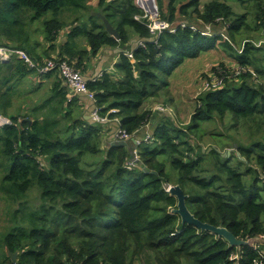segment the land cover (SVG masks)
<instances>
[{"label": "trees", "instance_id": "trees-1", "mask_svg": "<svg viewBox=\"0 0 264 264\" xmlns=\"http://www.w3.org/2000/svg\"><path fill=\"white\" fill-rule=\"evenodd\" d=\"M92 1L0 0V45L24 51L37 67L65 61L83 75L102 48L137 39L131 57L120 52L112 74L85 78L92 101L72 96L56 69L41 74L20 59L0 62V116L10 121L0 128V201L8 218L0 264H135L142 256L155 264H264V43L248 38L239 49L235 42L237 34L264 29V0H155L158 19L169 25L155 40L148 22L135 19L142 10L134 0ZM91 11L108 20L118 41ZM218 45L239 74L224 64L205 74L209 88L186 125L145 109L169 97L168 79L184 61ZM83 100L108 122L85 120ZM216 118L257 137L233 143L231 155L207 151L201 125ZM108 123L130 135L128 146H103ZM169 185L181 188L199 221L262 243L229 247L182 224L171 212ZM32 191L38 204L29 200ZM6 249L17 253L14 263Z\"/></svg>", "mask_w": 264, "mask_h": 264}, {"label": "rangeland", "instance_id": "rangeland-1", "mask_svg": "<svg viewBox=\"0 0 264 264\" xmlns=\"http://www.w3.org/2000/svg\"><path fill=\"white\" fill-rule=\"evenodd\" d=\"M135 1V0H134ZM155 2V0H154ZM97 1L94 0L91 2V6L95 7ZM156 3V2H155ZM252 4H246V6H250L249 10L252 8ZM157 6V5H156ZM233 10L237 14H241L245 12V9L239 5L233 4ZM158 10V9H157ZM248 20L252 21V16H248ZM218 29V28H217ZM132 30H129V33H132ZM213 34V33H212ZM247 38V39H246ZM257 45L260 46L264 43V29L260 31H253L250 33L242 32L235 36L236 47L239 49L242 48V45L245 41L250 40ZM130 43L120 45V50L129 49ZM95 57V56H94ZM94 57L89 58L86 63L87 66H93L92 59ZM112 60H109L104 67L106 70L111 64ZM220 64H224L223 66L230 70L231 72H236V75L239 74L240 69L235 68L233 66L234 60L227 55V53L218 45L214 50L201 54L196 59L186 60L183 64L177 68L172 76L168 79V91L169 97L163 100V97H159L154 100H150L146 102L144 105L145 109H149L152 111H163L164 113H168L173 117L178 125L184 126L190 121V116L195 109V102L198 95L205 92L209 86L207 87V82L205 79V74H210L212 68H216L221 70ZM113 70V66H111ZM218 70V71H219ZM51 81H45L42 86L43 91L47 90L48 85H50ZM218 82H216V85ZM41 93H44L41 91ZM40 96V95H39ZM83 113V110H82ZM91 113V112H90ZM167 115V114H165ZM85 116V115H83ZM91 120V118H90ZM111 126V123H108ZM232 122L227 121V118L220 119H212L208 122H205L201 125V131L203 132V137L201 141V145L206 147L207 151L211 148H215L217 150L221 149L219 152L224 155H231L234 152L233 143L238 144H248L253 138L257 137V135H252V130H249L248 127L237 124L234 130H228V127L232 126ZM228 145H230L228 147ZM233 145V147H232ZM104 146V145H103ZM202 150V149H201ZM228 152V153H227ZM206 169H209V165H205ZM170 186V185H169ZM168 186V187H169ZM167 187V189H168ZM36 191H32L30 193V202L32 204H38L39 200L36 197ZM6 206L4 202L0 201V233L4 230V228L8 225L7 216H5ZM2 250H0L1 253ZM135 264H155L154 259L150 256H142L140 260H135Z\"/></svg>", "mask_w": 264, "mask_h": 264}, {"label": "built area", "instance_id": "built-area-1", "mask_svg": "<svg viewBox=\"0 0 264 264\" xmlns=\"http://www.w3.org/2000/svg\"><path fill=\"white\" fill-rule=\"evenodd\" d=\"M151 1V6L148 5L147 0H135V5L142 10V14L135 17L136 20H143L145 19L148 24L147 28L149 30V34L153 36V40L157 38V36L165 30L169 29V25L165 21H161L158 19V10L156 3L154 0ZM147 6V7H146ZM142 44V42H139V45ZM128 57H131L130 54H127ZM11 59H20L24 61L30 68H37L38 72L41 74L48 73L49 71L56 69L60 75V77L63 79L65 84L69 87L71 90L72 96L76 94H83L87 96V98L93 100V94L88 91L87 89V80L85 77L77 70L74 69L73 66L69 65L67 62L62 61L58 63H54L51 60H47L45 64L41 67H37V65L29 58V56L20 49H15L9 46L0 45V62L5 63L10 61ZM95 78H91L92 81H94ZM214 84H216V79H213ZM70 100V98H69ZM99 109L94 107L91 110V113L89 117L92 121L97 123H106L108 122V118L106 116H100L99 115ZM116 122L117 119H114ZM117 123V122H116ZM10 121L0 116V128L6 125H9ZM148 134H146L143 137L142 141H147ZM113 138L114 140H123L126 141L130 138V135H128L125 131L117 128L113 132ZM141 142V138L135 137L134 139V145H139ZM138 160V153L137 150L134 149L132 151V158L131 161L135 163Z\"/></svg>", "mask_w": 264, "mask_h": 264}, {"label": "water", "instance_id": "water-1", "mask_svg": "<svg viewBox=\"0 0 264 264\" xmlns=\"http://www.w3.org/2000/svg\"><path fill=\"white\" fill-rule=\"evenodd\" d=\"M90 14L95 18H98L102 22L104 29L109 36L114 38L116 41L119 40V36L115 31V29L111 26L108 20L100 12L91 11ZM85 120H90V117L88 116V118L87 119L85 118ZM110 145L111 146L118 145V146L126 147L128 146V143L123 140H113L110 142ZM166 192H168L170 196L176 199L175 208L172 209L171 212L179 216L180 222L182 224L192 226L193 228H196L201 232H208L216 236L218 239L224 240L229 245V247H236V248H240L242 246L253 247L255 244L262 243V239L260 237H253L247 240H241L236 238L232 233H230L224 227H215L208 223L199 221L188 210L185 204L186 195L183 193V191L178 185L169 186L168 189H166ZM5 253L6 256L10 259V261L14 263L17 257V253H11L7 249L5 250Z\"/></svg>", "mask_w": 264, "mask_h": 264}, {"label": "crops", "instance_id": "crops-1", "mask_svg": "<svg viewBox=\"0 0 264 264\" xmlns=\"http://www.w3.org/2000/svg\"><path fill=\"white\" fill-rule=\"evenodd\" d=\"M136 37L132 36V39L130 41V48L129 49H124V53L128 54L129 51L132 50V48L135 46L136 44ZM120 52H122L120 50V47H115V48H102L96 55L95 57L92 59L93 61V66L91 67H87L86 73L83 74L85 78H95L98 77L99 74L103 71H106L108 73H113V70L111 68V66H113L117 60H118V56L120 54ZM111 61V64L109 65L108 69L106 70V68L104 67V65L109 61ZM91 106H90V102L88 100L84 101L83 100V115L84 118H88V116L90 115L91 112ZM110 126L109 124H107L105 127ZM148 127V126H147ZM117 127L111 125L110 126V132L106 131V133H103L102 135V144L103 145H107L108 143H110L113 140V131L116 130Z\"/></svg>", "mask_w": 264, "mask_h": 264}, {"label": "bare ground", "instance_id": "bare-ground-1", "mask_svg": "<svg viewBox=\"0 0 264 264\" xmlns=\"http://www.w3.org/2000/svg\"><path fill=\"white\" fill-rule=\"evenodd\" d=\"M147 1H148V5H147V6H151V1H150V2H149V0H147ZM147 6H146V7H147ZM117 63H118V62H117Z\"/></svg>", "mask_w": 264, "mask_h": 264}]
</instances>
